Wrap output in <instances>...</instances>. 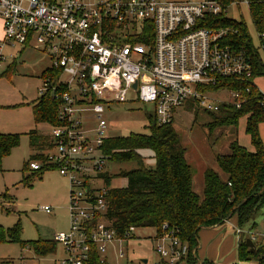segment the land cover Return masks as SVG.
Segmentation results:
<instances>
[{"label": "built area", "instance_id": "built-area-1", "mask_svg": "<svg viewBox=\"0 0 264 264\" xmlns=\"http://www.w3.org/2000/svg\"><path fill=\"white\" fill-rule=\"evenodd\" d=\"M225 10L219 0H0V74L26 47L51 60L53 75L42 77L39 95L48 92L60 103L62 125L52 127L54 152L46 155L69 182V227L53 238L64 251L59 264H84L92 247L104 259L109 245L135 230L131 226L124 238L116 236L105 217L107 189L91 184L104 164L99 148L107 126L105 105L125 102L132 92L137 101L153 104L156 123L164 125L181 107L217 111L222 103L244 102L242 89L221 88L230 100L211 94L221 90L212 88L221 79L252 77L250 56L226 42L234 29L212 23ZM86 117L97 122L93 136L83 128ZM250 237L264 246V235ZM155 240L156 252L170 264L194 254L173 229Z\"/></svg>", "mask_w": 264, "mask_h": 264}, {"label": "trees", "instance_id": "trees-1", "mask_svg": "<svg viewBox=\"0 0 264 264\" xmlns=\"http://www.w3.org/2000/svg\"><path fill=\"white\" fill-rule=\"evenodd\" d=\"M219 1L227 7L245 0ZM246 1L252 25L258 35V47L253 45L242 20L225 16L212 19V23L217 26H230L234 29L235 33L230 34L226 42L250 56L253 70L248 80L225 78L212 88L242 89L245 100L239 107L222 103L217 111H205L211 117L206 124L210 133L216 127L236 126L240 117L246 116L245 133L250 138L253 150H247L235 138L229 142L228 153L215 154L216 167L220 172L212 167L204 169L201 197L193 190L192 168L185 158L186 149L173 122L158 125L152 112L146 124L147 133L106 137L99 148L102 157L118 163L132 161L136 164V167L119 170L115 174L126 178L127 183L123 187H110L112 176L106 172L98 174L107 189L105 217L117 237L124 238L131 226L153 227L155 235L162 234L165 229H173L187 243L189 250L194 249V254L189 252L185 258L188 263H193L198 232L202 227L220 225L233 216L238 227L248 225L249 229H253L256 226L255 218L264 210V145L259 131V125L264 121V94L254 82L256 77L264 76V62L259 51L264 46V0ZM52 75L53 71L47 68L41 73V78ZM246 88L248 91H245ZM59 105V100L50 93L39 95L31 103L34 123L45 122L51 127L62 125L58 118ZM25 134L32 153L24 162L23 172L31 162L40 160V168L32 169L39 178L44 171L57 168V163L49 162L46 154L42 153L44 150H54L51 135H44L35 128ZM19 142L20 135L17 133H0V169L2 158ZM142 149L152 151V166L145 164V157L140 153ZM27 180L29 178L24 176L23 182ZM0 197L7 199L8 195L3 193ZM164 224L165 229L162 228ZM20 233L18 224L8 229L0 226V243L11 241L21 246L29 245L37 256L56 251L57 243L54 240L25 242L21 240ZM245 240L238 241L239 260L247 262L255 257L258 264H264V246L254 241L255 251L252 253ZM84 264H107V261L106 258L101 259L95 247H92Z\"/></svg>", "mask_w": 264, "mask_h": 264}, {"label": "rangeland", "instance_id": "rangeland-1", "mask_svg": "<svg viewBox=\"0 0 264 264\" xmlns=\"http://www.w3.org/2000/svg\"><path fill=\"white\" fill-rule=\"evenodd\" d=\"M225 17L242 20L253 45L258 47V35L245 2L228 5ZM259 51L264 62V49L260 47ZM12 64L11 70L0 76V133H17L20 135V142L1 160L0 196L7 193L8 197L7 199L0 197V226L8 229L18 224L21 240L25 242L38 239L53 240L56 233L67 231L69 227L68 179L61 175L57 168L44 171L40 178L36 176L37 172L29 167L23 172L24 162L32 153L25 133L35 128L49 136L52 129L48 123H34L31 109V103L39 96V89L42 86L41 71L50 66L51 60L47 53L30 46L16 53ZM255 84L264 94V76L256 77ZM211 94L219 100L231 99L226 89L213 90ZM152 112L153 104L137 101L132 92L125 102L105 105L103 113L107 123L105 138L127 136L130 133H147L146 124ZM86 116L89 117L90 113ZM88 117L83 121V128L93 136L97 122L94 118ZM210 120L209 113L197 105L190 108L181 107L176 111L173 120V127L186 149L185 158L192 168L193 190L201 197L204 169L212 167L219 171L216 167L215 154L228 153L229 142L235 138L247 150L253 149L250 138L245 133L246 116L240 117L236 126L216 127L211 133L206 126ZM259 129L264 135V122ZM49 151L44 150L42 153L47 155ZM140 153L145 157V164L152 166L154 163V159L151 158L152 151L142 149ZM103 160L101 172L112 176L110 187L114 188L126 184V178L115 176L119 170L136 167L132 161L118 163L106 157H103ZM37 162L41 164V160ZM93 172L95 171L92 169L90 174ZM24 176L29 180L23 182ZM91 184L102 186L103 181L96 177ZM44 206L50 208V212H45L42 209ZM255 223L253 229H249L248 225L239 227L241 229L239 233L234 216L220 225L202 227L198 232V254L195 262L200 264V260L206 259L201 257L202 251L198 249L200 245L207 246L206 250L203 249V255L210 257L208 260L211 264L238 262L239 239H251L252 232L257 236V240H262L264 210L256 216ZM132 233V237L116 240L109 245L108 250L103 253L107 264H170L155 250L157 244L155 237L158 235H155L153 227H138ZM120 252L125 254L124 257H119ZM62 255L59 243L56 244L54 253L43 256H37L29 245L21 246L11 241L0 243V264H59ZM246 263L258 264V260L253 257ZM175 264L187 263L181 260Z\"/></svg>", "mask_w": 264, "mask_h": 264}, {"label": "crops", "instance_id": "crops-1", "mask_svg": "<svg viewBox=\"0 0 264 264\" xmlns=\"http://www.w3.org/2000/svg\"><path fill=\"white\" fill-rule=\"evenodd\" d=\"M2 36H3V28H2V20H1V18H0V38H2ZM11 64H12V63H11ZM11 64H8V66L5 68V70H4L3 72H1L0 76H1L2 74H4V73H7L8 71H10V66H11ZM48 68H49V67H48ZM45 69H47V68H45ZM45 69H44V70H45ZM44 70H42L41 73H42ZM263 122H264V121H263ZM263 122H262V123H263ZM262 123H261V124H262ZM261 124H260V125H261ZM260 125H259V127H260ZM259 131H260V135H261L262 142H263V145H264V135L261 134L262 132H261L260 129H259ZM242 146H243V145H242ZM252 150H253V149H252ZM252 150H250V151H252ZM126 183H127V181H126ZM125 185H126V184H125ZM125 185H124V186H125ZM68 217H69V216H68ZM211 243H212V242H210V244H211ZM206 247H207V246L200 245L199 248H198V249H201V251H202V253H201V251H200V253H201V257H202V258H206V259H204V260H200V264H211V263L209 262V260H208V258H210V257L207 256V255H203V249L205 248V250H206ZM61 249H62V247H61ZM62 252H63V255H64V251H63V249H62ZM197 254H198V251L195 252V259H197V258H196ZM63 255H62V256H63ZM183 261L186 262L187 264H197V263L195 262V260H194L193 263H188L186 259L183 260ZM239 261H240V260H239ZM239 261H238V262H239ZM232 263H235V262H231V264H232ZM33 264H35V263H33Z\"/></svg>", "mask_w": 264, "mask_h": 264}, {"label": "water", "instance_id": "water-1", "mask_svg": "<svg viewBox=\"0 0 264 264\" xmlns=\"http://www.w3.org/2000/svg\"><path fill=\"white\" fill-rule=\"evenodd\" d=\"M133 86L135 87L136 86V84H133ZM245 242H246V244H247V246L249 247V249H250V252H254L255 251V248H254V243H253V241L250 239V238H247L246 240H245Z\"/></svg>", "mask_w": 264, "mask_h": 264}]
</instances>
